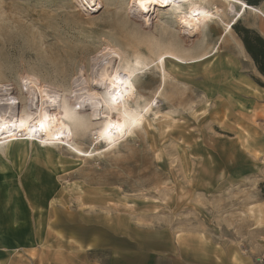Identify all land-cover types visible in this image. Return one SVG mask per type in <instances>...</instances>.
Here are the masks:
<instances>
[{"label": "rangeland", "instance_id": "rangeland-1", "mask_svg": "<svg viewBox=\"0 0 264 264\" xmlns=\"http://www.w3.org/2000/svg\"><path fill=\"white\" fill-rule=\"evenodd\" d=\"M96 3L0 0V89L16 99L0 118L35 113L45 88L63 103L95 91L108 101L94 85L120 72L140 75L127 106L145 115L112 151L96 140L104 120L80 108L76 151L0 149V220L5 200L26 209L11 214L29 245L14 263L211 264L215 254L225 264L222 248L238 251L264 198V74L241 37L249 29L264 39V19L247 11L221 39L232 17L217 1L202 7L218 6L222 22L188 37L167 11L144 18L133 0ZM168 52L212 56L163 68Z\"/></svg>", "mask_w": 264, "mask_h": 264}, {"label": "bare ground", "instance_id": "bare-ground-1", "mask_svg": "<svg viewBox=\"0 0 264 264\" xmlns=\"http://www.w3.org/2000/svg\"><path fill=\"white\" fill-rule=\"evenodd\" d=\"M217 1L227 5L225 14L232 17L231 22L226 24L227 28L222 34L221 39L233 30V27L247 11H250L264 19V11L261 8L250 6L244 0H169L170 6L166 7L161 4L159 7L150 8L149 13H144L142 11L143 7H149L147 0H133V4L144 18L150 17L153 11L157 8L167 11L172 17L178 19L177 21L182 25V31L188 37H199L202 35L207 26L215 22V20H220L222 22L218 6L216 7L213 4L215 6L213 7L214 11L209 10L206 6L202 7V5L208 6V4L210 5V3ZM86 3L91 9L98 8L96 0H86ZM220 44L221 43L219 42L218 45H216L211 51L212 53L215 51L214 54L211 53L212 55L218 53ZM211 54H206L202 58H198L199 60L196 61L194 59L188 61L176 56L175 53L173 54L168 52L162 55L160 60L163 68L166 66L168 60H172L180 65H191L207 60L212 56ZM137 76L140 75L134 73L130 75L120 72V74L117 73L115 76H113V74L107 76V82L103 81V85H94L96 90L104 89L107 91L109 97L108 101L104 100L102 95L95 91L91 93L89 92L90 94L86 98H84V96L83 98L79 97L80 94L78 93L79 96L73 98L74 101L72 100V103L67 100L63 103L61 102L62 99L59 98V93L57 94L56 92L48 91L46 90L47 88L43 89L42 92H40L41 100H38L37 102L35 113H24L21 117L8 119L5 117V114L3 118H0V129H2L0 130V145H3L0 146V149L4 147L7 150H10L17 144L24 143L27 145L38 146H54L57 144L61 146L65 145L66 147L69 146L71 150L76 151V148L73 145L75 140L73 137L72 125L76 123L78 124L76 119L82 116L81 114V116H79L78 108H80V112H91L92 121L104 120V124L98 132L96 140H98V143L103 144L104 148L108 151L115 150L117 147H120L124 141H126V138L133 132L135 127L142 124L141 122L145 118L143 113H136L128 108V103L135 100L137 95V88L134 85V81L137 80ZM165 76L166 74L164 77ZM121 79L123 80L122 85L118 83ZM116 91L123 94L118 102H114L112 100V96ZM76 95L74 94V96ZM30 96H34L33 90H30ZM31 100L35 99L31 98ZM0 101L3 102V104L0 105L1 108L5 105L8 106V108L10 106V108L13 109L16 105V99H14V97L8 92H3V89H0ZM77 105H79V107H77ZM104 108L107 109L106 113H103ZM146 109L147 112H149V107ZM7 111L9 110L7 109ZM21 120L24 122V128L20 127ZM80 122L81 120L79 123ZM41 123L45 125L43 129L40 128ZM14 124L15 127H13ZM113 124H119V128H112L111 125ZM78 125L80 126V124Z\"/></svg>", "mask_w": 264, "mask_h": 264}, {"label": "crops", "instance_id": "crops-1", "mask_svg": "<svg viewBox=\"0 0 264 264\" xmlns=\"http://www.w3.org/2000/svg\"><path fill=\"white\" fill-rule=\"evenodd\" d=\"M1 208L3 221L0 220V264H15L17 257H20L22 251L26 250V246L29 245H26L28 241L23 243L25 236L22 235V231L12 228V223L16 225L18 222H16L15 215L11 214L21 213L26 209H23L17 201L10 200L2 202ZM253 209L254 219L248 226L252 229L251 235L237 242L238 251L234 248L231 250L228 247L222 248V259L225 264H257L256 257L264 253V198H258ZM27 211L34 210L27 209ZM3 212L8 214L5 216ZM34 246H38V243ZM32 247L31 250H33ZM202 257V255H197L198 259ZM206 259L213 264L218 258L215 254H207Z\"/></svg>", "mask_w": 264, "mask_h": 264}, {"label": "trees", "instance_id": "trees-1", "mask_svg": "<svg viewBox=\"0 0 264 264\" xmlns=\"http://www.w3.org/2000/svg\"><path fill=\"white\" fill-rule=\"evenodd\" d=\"M244 1H246L250 6L256 7H258L259 3L261 2V0ZM243 33L244 35H242L241 37L247 51L253 57L255 62L258 64L261 72L264 74V39L258 33L249 29H244Z\"/></svg>", "mask_w": 264, "mask_h": 264}, {"label": "snow or ice", "instance_id": "snow-or-ice-1", "mask_svg": "<svg viewBox=\"0 0 264 264\" xmlns=\"http://www.w3.org/2000/svg\"><path fill=\"white\" fill-rule=\"evenodd\" d=\"M147 3L149 4V7H143L142 8V11L144 13H149L150 8L159 7L161 4L165 5L166 7L170 6L169 5V0H147ZM165 10H166V8H165ZM118 83L122 85L123 84V80L122 79L119 80ZM122 95L123 94L121 92L116 91L115 94L112 96V100L114 102H118L119 99L122 97ZM77 107H79V105H77ZM13 127H15V124L13 125ZM20 127L21 128L25 127L24 122L22 120L20 121ZM44 127H45V125L43 123H41L40 124V128L43 129ZM111 127L112 128H119V124H113V125H111ZM0 130H2V129H0ZM33 131H34V129H33Z\"/></svg>", "mask_w": 264, "mask_h": 264}, {"label": "built area", "instance_id": "built-area-1", "mask_svg": "<svg viewBox=\"0 0 264 264\" xmlns=\"http://www.w3.org/2000/svg\"><path fill=\"white\" fill-rule=\"evenodd\" d=\"M257 264H264V253L256 257Z\"/></svg>", "mask_w": 264, "mask_h": 264}]
</instances>
